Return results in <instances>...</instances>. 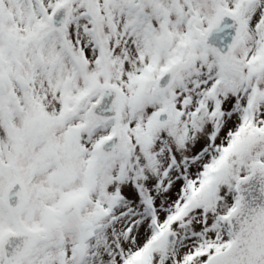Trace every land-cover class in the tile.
Here are the masks:
<instances>
[{
	"label": "snow or ice",
	"instance_id": "obj_1",
	"mask_svg": "<svg viewBox=\"0 0 264 264\" xmlns=\"http://www.w3.org/2000/svg\"><path fill=\"white\" fill-rule=\"evenodd\" d=\"M0 264H264V0H0Z\"/></svg>",
	"mask_w": 264,
	"mask_h": 264
}]
</instances>
